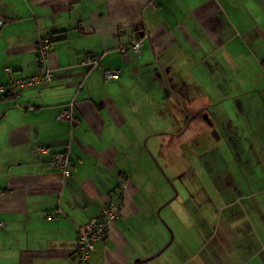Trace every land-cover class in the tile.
Here are the masks:
<instances>
[{
    "label": "crops",
    "instance_id": "0c3cea01",
    "mask_svg": "<svg viewBox=\"0 0 264 264\" xmlns=\"http://www.w3.org/2000/svg\"><path fill=\"white\" fill-rule=\"evenodd\" d=\"M0 14V84L5 67L36 72L42 37L52 74L0 92V264H76L108 198L121 213L89 264H264V0H0ZM70 102L76 124L57 119ZM68 149L64 176L52 162Z\"/></svg>",
    "mask_w": 264,
    "mask_h": 264
},
{
    "label": "built area",
    "instance_id": "2783aa9c",
    "mask_svg": "<svg viewBox=\"0 0 264 264\" xmlns=\"http://www.w3.org/2000/svg\"><path fill=\"white\" fill-rule=\"evenodd\" d=\"M5 22L6 20L0 14V35ZM130 49L136 54H141L142 43L133 38ZM50 51L51 39L49 37L40 38L36 46V60L38 64L36 72L26 77L16 78L13 75L14 70L11 67H5L9 78L6 85L0 84V92L16 95L18 94L19 88L49 83L52 80L51 70L47 63ZM85 62L93 67H101V59L96 55H88ZM119 74V70H105L106 80L116 79L119 77ZM74 106L75 104L70 102L61 108L57 114V119L70 120L72 124H76L78 120L74 114ZM34 151L38 155L51 152L50 148L44 146H38ZM52 163L64 176H69L72 173L74 165L69 149L56 152ZM120 213L121 204L108 198L101 207L100 216L91 218L83 226L78 228V245L74 253L76 264H89L90 256L95 251L97 242L104 241L107 238L112 224L116 221ZM2 225L3 223L0 221V228Z\"/></svg>",
    "mask_w": 264,
    "mask_h": 264
},
{
    "label": "rangeland",
    "instance_id": "374dc122",
    "mask_svg": "<svg viewBox=\"0 0 264 264\" xmlns=\"http://www.w3.org/2000/svg\"><path fill=\"white\" fill-rule=\"evenodd\" d=\"M170 241H172V239H170Z\"/></svg>",
    "mask_w": 264,
    "mask_h": 264
},
{
    "label": "trees",
    "instance_id": "16d2710c",
    "mask_svg": "<svg viewBox=\"0 0 264 264\" xmlns=\"http://www.w3.org/2000/svg\"><path fill=\"white\" fill-rule=\"evenodd\" d=\"M263 65H264V62H263ZM96 250V249H95Z\"/></svg>",
    "mask_w": 264,
    "mask_h": 264
}]
</instances>
